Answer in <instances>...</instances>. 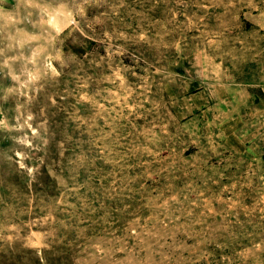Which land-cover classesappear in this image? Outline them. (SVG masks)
<instances>
[{"label":"rangeland","instance_id":"1","mask_svg":"<svg viewBox=\"0 0 264 264\" xmlns=\"http://www.w3.org/2000/svg\"><path fill=\"white\" fill-rule=\"evenodd\" d=\"M0 264H264V0H0Z\"/></svg>","mask_w":264,"mask_h":264}]
</instances>
